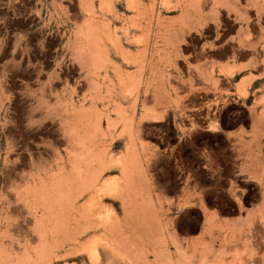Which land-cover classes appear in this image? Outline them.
I'll return each instance as SVG.
<instances>
[{"label": "rangeland", "instance_id": "1", "mask_svg": "<svg viewBox=\"0 0 264 264\" xmlns=\"http://www.w3.org/2000/svg\"><path fill=\"white\" fill-rule=\"evenodd\" d=\"M0 264H264V0H0Z\"/></svg>", "mask_w": 264, "mask_h": 264}, {"label": "bare ground", "instance_id": "2", "mask_svg": "<svg viewBox=\"0 0 264 264\" xmlns=\"http://www.w3.org/2000/svg\"><path fill=\"white\" fill-rule=\"evenodd\" d=\"M89 31V30H88ZM94 40V39H93ZM94 45H96V44H94ZM85 49V48H84ZM98 52V51H97ZM80 53V52H79ZM94 55V54H93ZM97 57V56H96ZM90 58V57H89ZM97 58H99V57H97ZM92 59V58H91ZM90 60V59H89ZM96 61H97V59H96ZM98 62V61H97ZM91 75V74H90ZM97 85V84H96ZM95 88V87H94ZM97 94V93H96ZM110 99V98H109ZM62 100V99H61ZM64 101V100H63ZM61 108V107H60ZM82 116V115H81ZM95 120V119H94ZM94 124V123H93ZM78 143V142H77ZM78 145H79V143H78ZM75 146V145H74ZM73 147V146H72ZM131 151V150H130ZM59 156V155H58ZM83 161V160H82ZM134 164V163H133ZM74 171V170H73ZM81 171V170H80ZM79 174H81V173H79ZM82 176V175H81ZM76 181H75V184H77V181L79 182V187H76V189L77 188H79L81 191L80 192H82V190H84V188L85 187H83V185L84 186H86L85 184H86V178L85 177H80V176H78L77 177V179H75ZM76 186V185H75ZM77 186H78V184H77ZM81 188H83V189H81ZM75 189V188H74ZM75 192V191H74ZM59 193V192H58ZM66 193V192H65ZM78 196V195H77ZM64 197V196H63ZM68 199V198H67ZM10 202V201H9ZM100 206V205H99ZM60 207V206H59ZM81 207V206H80ZM79 207V208H80ZM72 208V207H71ZM82 208V207H81ZM91 209V208H90ZM75 210V209H74ZM84 210V209H83ZM85 212V211H84ZM90 213V212H89ZM82 214V213H81ZM80 214V215H81ZM97 214V213H96ZM96 214H95V216H96ZM78 215V214H77ZM94 215V214H93ZM88 217H89V215H87ZM90 217H91V215H90ZM84 218V217H83ZM96 218V217H95ZM87 219V218H86ZM73 221V220H72ZM77 221V220H76ZM76 221H74V222H76ZM86 221V220H85ZM85 221H84V223H85ZM93 222V221H92ZM99 222V221H98ZM89 222H87L86 224H88ZM93 223H95V222H93ZM81 224V223H80ZM85 224V225H86ZM91 224V223H90ZM89 224V225H90ZM96 224V223H95ZM95 224H93V225H95ZM111 225H112V223H111ZM110 224H109V229H110V227H112ZM95 226H97V225H95ZM105 227V226H104ZM115 226H113V228H114ZM82 228V227H81ZM91 229H92V227H91ZM115 229V228H114ZM72 230V229H71ZM80 230V229H79ZM111 230V229H110ZM107 231H109V230H107ZM112 231V230H111ZM73 232V231H72ZM110 232V231H109ZM114 231H112V233H113ZM79 233V232H78ZM111 233V232H110ZM113 234H115V233H113ZM117 248H119V247H117Z\"/></svg>", "mask_w": 264, "mask_h": 264}]
</instances>
